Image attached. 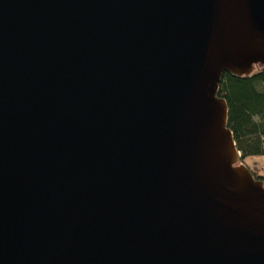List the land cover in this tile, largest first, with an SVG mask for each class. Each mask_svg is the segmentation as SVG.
Wrapping results in <instances>:
<instances>
[{
    "label": "water",
    "instance_id": "water-1",
    "mask_svg": "<svg viewBox=\"0 0 264 264\" xmlns=\"http://www.w3.org/2000/svg\"><path fill=\"white\" fill-rule=\"evenodd\" d=\"M255 65L264 0H0V264H264Z\"/></svg>",
    "mask_w": 264,
    "mask_h": 264
},
{
    "label": "trees",
    "instance_id": "trees-1",
    "mask_svg": "<svg viewBox=\"0 0 264 264\" xmlns=\"http://www.w3.org/2000/svg\"><path fill=\"white\" fill-rule=\"evenodd\" d=\"M218 94L227 102V125L242 160L264 154V67L255 65L252 72L242 75L224 72ZM254 174L264 179V175Z\"/></svg>",
    "mask_w": 264,
    "mask_h": 264
},
{
    "label": "rangeland",
    "instance_id": "rangeland-1",
    "mask_svg": "<svg viewBox=\"0 0 264 264\" xmlns=\"http://www.w3.org/2000/svg\"><path fill=\"white\" fill-rule=\"evenodd\" d=\"M244 160L252 171L264 175V154L247 155Z\"/></svg>",
    "mask_w": 264,
    "mask_h": 264
}]
</instances>
